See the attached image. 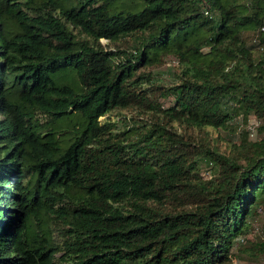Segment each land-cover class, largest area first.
Masks as SVG:
<instances>
[{
  "label": "trees",
  "instance_id": "1",
  "mask_svg": "<svg viewBox=\"0 0 264 264\" xmlns=\"http://www.w3.org/2000/svg\"><path fill=\"white\" fill-rule=\"evenodd\" d=\"M263 27L264 0H0V264H233L264 212V138L229 139L264 120Z\"/></svg>",
  "mask_w": 264,
  "mask_h": 264
},
{
  "label": "rangeland",
  "instance_id": "2",
  "mask_svg": "<svg viewBox=\"0 0 264 264\" xmlns=\"http://www.w3.org/2000/svg\"><path fill=\"white\" fill-rule=\"evenodd\" d=\"M209 15H212L211 13ZM103 45H106L108 48L113 49V45L109 44L106 40L102 41ZM109 44V45H108ZM164 65L158 68L155 72L156 83H159L164 86H169L176 81L175 78V67L178 64V61L173 57H167L164 59ZM235 102L227 98L225 100L226 109L231 111L234 107ZM3 119L0 117V120ZM232 128L236 131V134L229 137L234 141L239 139V133H244L248 135L251 140H260L264 138V134L261 132V127L264 124V120L258 118L257 116H250L248 119H244L242 116L235 115L230 123ZM231 133H235L231 130ZM187 142L191 143L190 151L194 150V144H198L199 139L196 138L195 142L186 139ZM224 145V143H223ZM223 147H226L225 145ZM185 150L189 147L182 146ZM205 169H208L206 172L207 178H210L213 174L216 173L217 169H209V166L204 164ZM252 230L250 235L243 237L245 243L239 244L235 247V256L236 260L233 264H264V251L257 246L255 248L252 245H260L264 242V212L259 211V214L252 220ZM256 249V250H254Z\"/></svg>",
  "mask_w": 264,
  "mask_h": 264
},
{
  "label": "built area",
  "instance_id": "3",
  "mask_svg": "<svg viewBox=\"0 0 264 264\" xmlns=\"http://www.w3.org/2000/svg\"><path fill=\"white\" fill-rule=\"evenodd\" d=\"M262 30L264 31V27L262 28Z\"/></svg>",
  "mask_w": 264,
  "mask_h": 264
},
{
  "label": "clouds",
  "instance_id": "4",
  "mask_svg": "<svg viewBox=\"0 0 264 264\" xmlns=\"http://www.w3.org/2000/svg\"><path fill=\"white\" fill-rule=\"evenodd\" d=\"M3 118V117H2Z\"/></svg>",
  "mask_w": 264,
  "mask_h": 264
}]
</instances>
